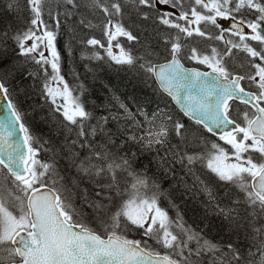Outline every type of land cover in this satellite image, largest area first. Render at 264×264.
Listing matches in <instances>:
<instances>
[{"label":"snow or ice","instance_id":"snow-or-ice-1","mask_svg":"<svg viewBox=\"0 0 264 264\" xmlns=\"http://www.w3.org/2000/svg\"><path fill=\"white\" fill-rule=\"evenodd\" d=\"M4 2L13 18L0 16V264H264V0ZM97 28L104 40L82 35ZM61 35L69 57L80 44L93 49L82 59L105 60L103 49L167 102L133 111L109 89L114 104L97 116L86 86L62 73ZM22 94L45 102L32 111L47 107V133L27 123ZM232 101L254 112L231 118ZM157 177L203 197L196 227Z\"/></svg>","mask_w":264,"mask_h":264},{"label":"trees","instance_id":"trees-1","mask_svg":"<svg viewBox=\"0 0 264 264\" xmlns=\"http://www.w3.org/2000/svg\"><path fill=\"white\" fill-rule=\"evenodd\" d=\"M0 16L6 17L9 20L13 18L12 14L6 10L4 0H0ZM100 22L101 17H97L94 20V23L96 24H100ZM82 35H84L85 39L95 36L98 39L104 40L100 28L82 33ZM65 39L66 37L61 35L57 40V48L62 56V73L65 75V79L68 81L70 86H75L80 82L86 86L87 92L82 99L86 102L88 109L93 111L97 116L107 114L105 105L112 106L114 104V101L111 99L112 92H110L109 89H112V91H114L124 103L128 104L133 111H135V105L137 103H144L145 100L150 101V103L146 104V110L148 112L153 110L157 102H167V98L158 96L154 93L153 88L156 87L155 84H153L152 87L145 86L140 78L129 71L126 66H120L115 64V62L107 60L106 53L103 49H99V51L102 56H105V60L82 59V52L85 56H90L93 49L90 47L85 48L80 44H76L74 46L72 55L69 57L68 52L64 48ZM120 41L122 46L133 47L134 51L136 50L134 45L126 41V38H120ZM207 43L211 44L213 42L209 41ZM198 46L201 47V49L205 47L203 43ZM85 65H88L92 71H88L85 68ZM73 70L78 74V79L74 78L71 74ZM13 84H15V82H13ZM105 85H108V87H105ZM18 100L20 101V108L22 110H27L30 113L27 118V123L32 126L33 131L36 134H40L42 132L47 133L48 127L41 121V117L46 116L48 113L47 107H37L36 111H32L34 106L44 105L45 102L41 99V97L37 94H32L31 96H25L22 94L18 97ZM238 107H240L239 112H231V115L234 119L239 121L241 113L249 110L246 107L238 105L235 106V109ZM170 108L177 118L183 116L180 111L176 109L173 103L170 104ZM113 110L115 109L113 108ZM183 119L185 123H190L187 118L184 117ZM191 127L196 128L197 126L191 125ZM198 134L205 136L209 141H217L224 147H229L224 145L223 141H219L209 135L202 128L198 130ZM43 158L47 159V156H44ZM145 163H147V159L145 157H141L135 167L140 168L141 165ZM176 167L179 172L180 166L177 165ZM154 171V168L151 169L149 175H152ZM5 174V171L0 172V177L4 178ZM180 174L182 175V173ZM157 179L160 178L157 177ZM189 182L191 181L189 180ZM160 183L163 189L170 190L171 197L178 206V210L183 214L184 220L189 225L196 227L199 223V217L203 214V208L200 205V201L203 200V197L197 196L195 199H192L182 195L184 191L183 187H173L174 181L171 178L160 179ZM162 206L168 210L171 217L175 218L177 213L176 208L170 207L167 200H162ZM129 238L140 239V236L136 233H129ZM209 238L213 240L220 239L215 231L209 233Z\"/></svg>","mask_w":264,"mask_h":264},{"label":"rangeland","instance_id":"rangeland-1","mask_svg":"<svg viewBox=\"0 0 264 264\" xmlns=\"http://www.w3.org/2000/svg\"><path fill=\"white\" fill-rule=\"evenodd\" d=\"M224 24H227V22L226 21H224ZM114 49V51H116V54H118L119 53V49H117V48H113ZM4 181V178L3 177H0V182H3Z\"/></svg>","mask_w":264,"mask_h":264},{"label":"water","instance_id":"water-1","mask_svg":"<svg viewBox=\"0 0 264 264\" xmlns=\"http://www.w3.org/2000/svg\"><path fill=\"white\" fill-rule=\"evenodd\" d=\"M210 72V71H209ZM240 102V101H239ZM0 103H3V101H0ZM173 104L175 105V103L173 102ZM177 108H178V110H179V107L177 106V105H175ZM218 131V130H217ZM209 134H211V133H209ZM212 135V134H211ZM215 137H217L218 138V136H215Z\"/></svg>","mask_w":264,"mask_h":264}]
</instances>
